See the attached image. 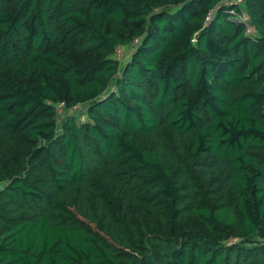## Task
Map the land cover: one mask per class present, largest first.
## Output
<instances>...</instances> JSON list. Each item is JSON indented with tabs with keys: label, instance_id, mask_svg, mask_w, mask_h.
Wrapping results in <instances>:
<instances>
[{
	"label": "trees",
	"instance_id": "obj_1",
	"mask_svg": "<svg viewBox=\"0 0 264 264\" xmlns=\"http://www.w3.org/2000/svg\"><path fill=\"white\" fill-rule=\"evenodd\" d=\"M0 264H264V0H0Z\"/></svg>",
	"mask_w": 264,
	"mask_h": 264
},
{
	"label": "built area",
	"instance_id": "obj_2",
	"mask_svg": "<svg viewBox=\"0 0 264 264\" xmlns=\"http://www.w3.org/2000/svg\"><path fill=\"white\" fill-rule=\"evenodd\" d=\"M242 1L243 0H227L228 3H241ZM232 18L235 21H242V22H244L245 25H246V29H247L248 32H252L253 31L252 30V25L250 24L249 15L247 14V12L245 10H242L240 12L234 13V15L232 16ZM120 50H122V49L120 48L118 50V52H120ZM118 57L120 58V56H118ZM58 111H59L60 114L63 112L62 103L58 106Z\"/></svg>",
	"mask_w": 264,
	"mask_h": 264
},
{
	"label": "rangeland",
	"instance_id": "obj_3",
	"mask_svg": "<svg viewBox=\"0 0 264 264\" xmlns=\"http://www.w3.org/2000/svg\"><path fill=\"white\" fill-rule=\"evenodd\" d=\"M131 51L127 50L126 48H123L122 50H120V52H118V56H120V59L122 60V62H125L127 60V58L130 56ZM77 109H81V107H77ZM63 113V112H62ZM62 115H60L59 118H61ZM79 120L83 121L87 119V114L85 111H82L79 115Z\"/></svg>",
	"mask_w": 264,
	"mask_h": 264
}]
</instances>
